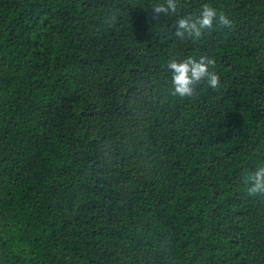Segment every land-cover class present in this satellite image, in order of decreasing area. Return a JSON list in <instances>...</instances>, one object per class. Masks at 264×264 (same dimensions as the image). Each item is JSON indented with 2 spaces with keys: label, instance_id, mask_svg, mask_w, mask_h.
Wrapping results in <instances>:
<instances>
[{
  "label": "trees",
  "instance_id": "trees-1",
  "mask_svg": "<svg viewBox=\"0 0 264 264\" xmlns=\"http://www.w3.org/2000/svg\"><path fill=\"white\" fill-rule=\"evenodd\" d=\"M158 2L0 0V264H264V0ZM205 3L231 26L176 36Z\"/></svg>",
  "mask_w": 264,
  "mask_h": 264
},
{
  "label": "clouds",
  "instance_id": "clouds-1",
  "mask_svg": "<svg viewBox=\"0 0 264 264\" xmlns=\"http://www.w3.org/2000/svg\"><path fill=\"white\" fill-rule=\"evenodd\" d=\"M177 0H161L152 6L154 14L174 13ZM232 20L223 13L205 3L195 15L180 17L175 23V34L178 37L200 38L206 30H211L217 25L230 27ZM215 64L213 58L189 56L184 59H169L166 70L169 73V84L172 95L187 98L196 94L199 84L205 82L211 89L219 86V75L212 70ZM247 192L250 195L264 196V165L256 167L247 176Z\"/></svg>",
  "mask_w": 264,
  "mask_h": 264
}]
</instances>
